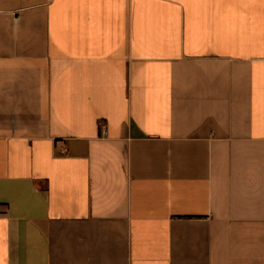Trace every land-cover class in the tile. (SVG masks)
<instances>
[{"label":"crops","instance_id":"0c3cea01","mask_svg":"<svg viewBox=\"0 0 264 264\" xmlns=\"http://www.w3.org/2000/svg\"><path fill=\"white\" fill-rule=\"evenodd\" d=\"M0 264H264V0H0Z\"/></svg>","mask_w":264,"mask_h":264}]
</instances>
